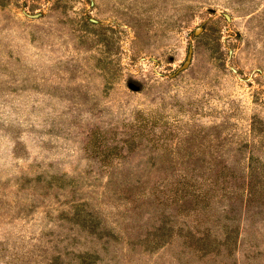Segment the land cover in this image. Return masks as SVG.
<instances>
[{
  "label": "rangeland",
  "instance_id": "obj_1",
  "mask_svg": "<svg viewBox=\"0 0 264 264\" xmlns=\"http://www.w3.org/2000/svg\"><path fill=\"white\" fill-rule=\"evenodd\" d=\"M0 264H264V0H0Z\"/></svg>",
  "mask_w": 264,
  "mask_h": 264
},
{
  "label": "trees",
  "instance_id": "obj_2",
  "mask_svg": "<svg viewBox=\"0 0 264 264\" xmlns=\"http://www.w3.org/2000/svg\"><path fill=\"white\" fill-rule=\"evenodd\" d=\"M208 166H211V165H208ZM212 168H210L211 171H212ZM248 174H249V171H248ZM250 174H251V171H250ZM258 175L260 176V174H258ZM249 178L251 179V177H249ZM246 189L248 191L247 194L249 195V191L250 192L251 191H255L257 189V185L250 183V185H247V188ZM183 194L186 195L187 194V190H185V193H183ZM199 195L202 196V197H204L203 195H206L207 196V199H208V196H210V193H205V194H202L201 192H197L196 193V190H193V193H192V196L193 197H197Z\"/></svg>",
  "mask_w": 264,
  "mask_h": 264
}]
</instances>
